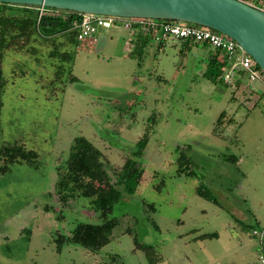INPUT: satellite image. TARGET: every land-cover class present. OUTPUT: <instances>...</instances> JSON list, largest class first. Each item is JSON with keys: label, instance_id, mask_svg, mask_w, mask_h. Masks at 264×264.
Masks as SVG:
<instances>
[{"label": "rangeland", "instance_id": "374dc122", "mask_svg": "<svg viewBox=\"0 0 264 264\" xmlns=\"http://www.w3.org/2000/svg\"><path fill=\"white\" fill-rule=\"evenodd\" d=\"M95 38L68 43L72 59L58 79L60 63L46 43L36 54L8 51L2 59L0 149L36 157L0 156V264H149L135 240L152 247L156 264H262L253 233L264 227L261 80L231 73L235 61L222 63L220 53L209 65L208 46L147 39L134 49L121 26L100 28ZM144 134L143 174L109 215L116 221L110 242L97 252L71 243L58 251V235L101 223L89 199L59 200L57 169L73 140L101 151L114 181ZM177 148H189L192 176L177 173ZM200 185L216 203L196 194Z\"/></svg>", "mask_w": 264, "mask_h": 264}, {"label": "trees", "instance_id": "16d2710c", "mask_svg": "<svg viewBox=\"0 0 264 264\" xmlns=\"http://www.w3.org/2000/svg\"><path fill=\"white\" fill-rule=\"evenodd\" d=\"M44 9L46 12L40 15L36 6L0 3V107L1 95L6 86L1 63L6 52L24 51L29 54H36L40 44H48L50 47L48 57L54 58L60 63L55 73L56 79L62 73L63 66L61 64L72 59L70 53L64 48L70 42L74 46L77 45V33L72 31L71 27L73 22L80 19V15L71 11ZM52 11L57 12V14L52 13ZM182 41L184 44L192 43L190 40ZM145 42L144 39H137L134 47L141 48ZM158 44L162 45L163 42ZM218 56L219 51L214 50V54L209 58V65L215 67ZM68 68V72H70V67ZM258 69L260 70L259 67ZM237 72L242 71L237 70L236 74ZM70 80L74 81L75 78L72 77ZM222 81L224 80L222 79ZM223 116V113L220 114L217 124L221 123ZM151 120L152 117L149 121ZM147 141L148 136L144 134L136 142L133 150L115 174L114 181H112L105 171L101 151L84 138L73 140L65 165L59 166L57 169L58 179L55 187L58 191L59 200L66 201L75 194L89 199L95 212L98 213L101 223L80 222L76 224L69 236L58 235L55 239L58 251L65 244L71 243L92 252H97L110 242L116 221L109 218V215L114 205L122 199L123 195L131 196L134 194L143 174L139 160L143 155ZM188 150L189 148L176 149L178 152L176 160L177 173L179 175L192 176L194 174L191 161L185 152ZM0 156L8 157L11 162L31 163L34 161L36 154L33 151H26L19 147H4L0 149ZM223 157L225 161L234 160L230 155H224ZM196 194L212 203H216V200L202 185L196 188ZM134 243L136 249L145 253L149 264H156L152 247L141 245L137 240Z\"/></svg>", "mask_w": 264, "mask_h": 264}, {"label": "water", "instance_id": "95a60500", "mask_svg": "<svg viewBox=\"0 0 264 264\" xmlns=\"http://www.w3.org/2000/svg\"><path fill=\"white\" fill-rule=\"evenodd\" d=\"M0 3L203 26L234 40L264 74V13L241 0H0Z\"/></svg>", "mask_w": 264, "mask_h": 264}, {"label": "built area", "instance_id": "2783aa9c", "mask_svg": "<svg viewBox=\"0 0 264 264\" xmlns=\"http://www.w3.org/2000/svg\"><path fill=\"white\" fill-rule=\"evenodd\" d=\"M250 7L264 13V3L259 5L258 0L242 1ZM45 7H38L39 14L46 12ZM52 13H56L52 11ZM80 19L73 22L71 30L76 31L77 41H96V34L100 28H111L121 26L131 33V39L126 43H132V38L142 36L152 39L157 43L171 40H190L192 43L206 45L219 51L222 54L221 59L225 62L234 60L230 72L236 74L237 70L244 72L249 81H259L263 77V72L258 69L253 59L244 52V50L232 39L199 25L179 21H167L147 18H125L97 14H79ZM219 54V55H220ZM222 79L225 82L231 80L229 73L224 74ZM259 240L260 260L264 264V227L261 231L253 232Z\"/></svg>", "mask_w": 264, "mask_h": 264}, {"label": "crops", "instance_id": "0c3cea01", "mask_svg": "<svg viewBox=\"0 0 264 264\" xmlns=\"http://www.w3.org/2000/svg\"><path fill=\"white\" fill-rule=\"evenodd\" d=\"M241 1H246V0H241ZM137 39H144L145 41L147 40V38H145V37H142V36H134L133 38H132V43H134V45L133 46H135V41H137ZM134 49H135V47H134ZM261 83V85L264 87V76L262 77V79H261V81H260ZM237 84H238V82H237ZM237 88H240V86H237Z\"/></svg>", "mask_w": 264, "mask_h": 264}]
</instances>
